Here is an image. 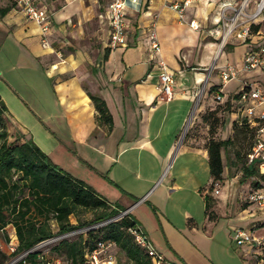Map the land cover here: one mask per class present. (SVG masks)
<instances>
[{
	"label": "crops",
	"instance_id": "1",
	"mask_svg": "<svg viewBox=\"0 0 264 264\" xmlns=\"http://www.w3.org/2000/svg\"><path fill=\"white\" fill-rule=\"evenodd\" d=\"M12 1L11 5L7 0H0V50H5L6 56L11 61L10 71L18 68V62L21 63L18 60L19 56L20 59H24L25 66L29 70H40L45 76V81L40 85L28 71L22 74V76L25 75L23 79L26 80L31 91L29 98L35 109L22 101L16 105L19 112L13 111L19 118L20 113L25 116L26 113L28 114V120L19 124L23 129L20 133L27 139L33 137L32 139L39 146H41L40 143L46 144L41 148L57 164L87 180L111 202L126 208L128 202L121 193L124 189L115 182V176L108 178L112 181L111 184L103 177L104 173L92 164L95 163V152L102 154L107 161L113 163V167L123 158L122 162L125 164L123 168L128 173H131V164L136 159H140L144 164L165 165L169 159L175 160L182 153L197 148H203L202 154L206 155L209 161L206 148L209 138L206 139L207 141L202 139L199 141L197 137L188 135L184 140H179L178 133L186 118L188 122L193 113L195 118L199 116L198 113L195 115V107L201 112L207 106H212L210 110H215L217 107L212 104H219L215 99L208 100L209 96H207L204 104L199 102L196 106L200 90L196 87V81L204 82L213 65L232 63L237 67L242 66L246 48L244 44L235 41L227 45L230 47L229 55H224L226 59L223 62H220V58L224 50L216 59L221 35V31L217 29V23L220 4L223 0H193L186 11L185 22H180L176 12L166 6V0H137L136 3L128 0L126 19L129 45L109 49L105 44L104 63L101 65L103 69L97 73L86 68L82 69L75 57H70L64 62H51L50 58L52 43L64 37L76 18L79 19L84 13L91 12V5H87L85 0H34L51 15V28L47 36L49 44L44 45L41 41L40 27L26 19L17 3ZM109 1L104 0L101 10L97 13L99 21L104 25L107 38ZM192 20L198 23L199 28L191 26ZM153 24L156 26L161 45L159 53L154 52L150 43ZM207 41L212 44V47L214 46L210 55L203 54ZM5 46L8 49H5ZM239 47L243 48L240 53L237 52ZM235 53L238 62L230 60ZM158 59H163L175 75V94L170 101L158 98L159 69L156 64ZM72 70H77L78 73L65 77V73ZM213 73L210 76L211 86ZM2 80L0 78V83L5 88H9L12 92L16 91L12 83L5 78ZM91 95L98 96L106 102L113 119L111 129L107 124L97 120L98 111ZM29 131L33 133L32 136ZM232 131L234 132L233 129ZM35 132L39 135L41 132V135L37 136ZM230 140L232 141L233 138L231 137ZM221 154L224 175L227 148H223ZM113 167L110 168L109 173L113 171ZM139 176L138 172L134 177ZM141 179L148 180L150 184L147 187L151 186L155 180L148 175L142 176ZM139 186H141L140 183ZM131 187L139 189L134 184ZM168 187L165 195L159 194L154 199L151 195L146 200L148 205L139 202L128 206L131 212L137 208L140 209L144 223L151 225L152 233L156 236L152 237L144 230L155 247L172 263L225 264L209 258L202 251L203 242L197 243V241L208 240L209 237L215 238L214 235H208V230H204L207 225L201 227L193 217H189L188 222H184V226H178L163 209L162 197L169 198L173 191L181 188L179 184H172V189L170 185ZM199 192L204 199L206 190L200 189ZM149 193L146 189L140 188L135 195H143L142 197L146 198ZM205 215V222L208 225L218 224V219H211L206 209ZM138 224L142 226L140 222ZM256 225L258 226L259 223H252L250 229ZM185 229H190L193 233H201L203 237H198L196 243L191 242ZM11 238L13 243H18L15 230ZM179 242L184 243L182 250L176 246ZM245 251L246 249L243 248L241 257L232 256L229 264H255L251 256H245L247 252ZM191 254H197L202 258L200 261L193 260Z\"/></svg>",
	"mask_w": 264,
	"mask_h": 264
},
{
	"label": "rangeland",
	"instance_id": "2",
	"mask_svg": "<svg viewBox=\"0 0 264 264\" xmlns=\"http://www.w3.org/2000/svg\"><path fill=\"white\" fill-rule=\"evenodd\" d=\"M7 2L11 5L13 3L12 0H7ZM85 2L87 5L92 6V13L88 11L84 13L81 18H76L74 20V24L70 25L67 29L64 37H60L52 43L50 58L51 62H64L70 57H75L76 60L79 61L82 69L86 68L87 70L89 69L92 72L97 73L103 69L101 65L104 63L103 57L107 41L104 25L99 21L97 16L98 11L101 10L104 0H85ZM215 44H217V42ZM4 48L8 49L6 46ZM229 48L230 47L228 46L224 49L220 62H223L226 59L224 55H229ZM213 49L214 46L212 47V44L207 41L206 47L203 49V54L210 55L212 54L211 50ZM242 50L243 48L239 47L237 52L240 53ZM5 53V50H0V78L1 80L2 78H5L7 81L12 83L16 90L15 92H17L16 94L21 99L19 101L15 92H12L9 88H5L3 84L0 83V94L9 111L6 116L8 120L10 140H14L17 133H20V131L23 132V129L19 126V124L24 123L23 121H27L29 118L27 113L26 116L25 114L20 113V118L17 117L13 111L15 110L19 112L16 105L25 101L32 106L33 109H35L33 102L29 98L31 91L27 86L28 84L26 83V80L23 79L25 75L22 76V74H24L25 71H28V73H30V75H32V77H34L40 85L45 81V76L40 70H29V68L25 66L24 59H20L19 56L18 60L21 63L18 62V68L10 71L9 66L11 61ZM230 60L238 62L236 53L230 57ZM92 68H94V70H92ZM77 73V70H72L67 72V74L65 73V77L74 76ZM15 76H17V78H14ZM206 79L207 77L205 78V81ZM242 80H248L254 84L264 86V71L254 70L250 72H241L238 79L223 82L216 74L215 70L211 82H213L212 84L214 85H220L218 90L222 92L224 100H228L230 94L239 92L242 87ZM205 81H196V87L202 91ZM3 83L5 82L3 81ZM192 84H194V81H192ZM204 95L205 98L202 97L200 101L201 104L206 102L207 96H209L208 100L215 99V91L213 90L211 91L207 89V92ZM197 104L198 103H196V106ZM212 105L214 107H220V110L216 111L218 114H214V116H206L210 113V111H212L210 110L212 106H207V108L203 109L201 112L200 110H197V107H195V115L198 113L199 116L197 118L193 116V119H195L189 120L188 122L187 118L184 120V123L178 133V139L184 140L188 135H191L192 137H197L199 141H201V139L203 141H207L206 139L211 137V123H216L217 125L214 132V137L216 139L220 140L230 139L231 137L233 138L231 144L227 147V156H225V174H222V179L219 180V186H215L214 184L213 191L209 190L212 179L207 156L202 154L203 148H197L195 150H189L182 153L175 160L172 158L169 159L165 165L159 163L144 164L140 159H136L134 163L131 164V173H128L127 171L125 172V169L123 168L125 164L122 162L124 160L123 158L117 161L113 167V163L107 161L102 154L95 152V163L93 162L92 164L104 173V178H113V176H115V182H117L122 189L125 190L124 193V190L121 193L128 202L126 204V208H128V206L130 207V204L132 205L137 203L139 200H142L143 195H135V192H138L140 188H144L147 192H150L149 195L141 201V203L148 205L146 200L150 198L151 195V198L153 199L157 198L159 194L160 196L163 194L165 195V191L169 188L168 185H170V189H172V184H179L181 188L173 191L169 198L162 197L163 209L166 210V213L178 226H184V222H188L189 217H193L195 222L200 224L201 227L202 225H207V227L203 229L206 231L208 230V235H214L215 238L209 237L208 240L211 241H208L207 239L197 241L198 237L202 236L201 233H193L190 229H185L186 234L191 242H203L201 246L202 251L207 254L209 258L215 261H220V263L229 264L231 263L229 261L233 258L232 256L239 255L241 257L243 251V248L238 247L233 239L235 229L240 227L250 230L252 223H264V207L258 206L254 203H247V194L255 187V182L258 181V179L259 181H264V178L261 177L259 171L255 172L250 177H247L244 174V169L248 166L246 154L251 151L252 147L246 137H243V135L239 133L234 134L232 131V121L235 119L237 114H231L229 109H223V106L220 104L215 103ZM191 125H193L192 128ZM29 132L32 136L33 133H31V131ZM35 134L40 136L41 132L40 135L37 132H35ZM40 144L42 147L46 146L44 143ZM112 167L113 171L111 170V173H109V170ZM138 172L140 176L138 178L134 177ZM71 173L73 174V172ZM144 175L155 178L151 186L147 187V185L150 184L148 183V180L141 179ZM139 183L141 186H139ZM133 184L139 189L136 190L131 187ZM216 187L220 190L218 194L214 192ZM200 189H202V191L206 190V192L209 190V195L212 199L210 218L214 220L217 218V225L212 224V226H210L205 222V205L204 199L199 192ZM188 213L190 215H188ZM130 214L137 220V222L141 223L142 227L149 232L152 237L156 236L152 233L153 230L151 229V225H149V223H144L140 209L137 208ZM80 217L84 221L90 220L93 217V211L82 209L80 211ZM71 220L76 223L75 217L72 216ZM50 224L54 230H58L57 223L54 219L50 220ZM13 235L14 229L12 226H9L5 232H0V250H2L5 254L10 253L9 246L6 243L12 239L11 236ZM75 237H77V235H69L66 238L73 239ZM54 243L55 242L50 243L47 247L39 249V251L43 253L45 251L46 254L52 256L54 251L51 247ZM182 245L184 246L183 242L176 243V246L181 250L184 248ZM47 248L48 250H46ZM114 252L117 257L116 264H134L128 260L125 253L119 248L115 247ZM197 254H191V258L196 261L199 259L200 261L202 257ZM184 256H186V253H184ZM9 259V257H6L4 262H8ZM1 262H3V260L0 255V263Z\"/></svg>",
	"mask_w": 264,
	"mask_h": 264
},
{
	"label": "trees",
	"instance_id": "3",
	"mask_svg": "<svg viewBox=\"0 0 264 264\" xmlns=\"http://www.w3.org/2000/svg\"><path fill=\"white\" fill-rule=\"evenodd\" d=\"M219 86L215 84L210 90L216 91ZM91 97L98 111L97 120L111 129L113 119L106 102L98 96ZM221 105L223 109L233 112L230 100ZM218 110L220 107L206 116H214ZM7 113L8 107L0 95V231L5 232L8 226H12L18 240L16 251L5 254L0 250L3 260L0 264H8L16 255L31 249L42 240L111 219L126 209L111 202L87 180L61 167L36 142L27 139L22 133H17L16 138L10 140ZM245 122L246 119L242 124L233 121L234 134H242L252 147L255 131L249 129ZM216 128V123H211V137L206 143L212 177L209 190L212 191L215 182L222 179L224 172L221 150L231 143L230 139H216ZM255 172L257 170L253 166L248 165L244 169L247 177ZM106 180L112 184L110 179ZM209 190L204 199L206 212L211 217L212 199ZM82 209L93 211L92 219L84 221L80 217ZM72 216L76 218V223L72 222ZM51 219L57 223V231L51 226ZM137 224L129 213L104 226L79 233L73 239L61 238L51 247L54 251L52 257L66 264H83L86 248L93 247L98 239L103 238L113 240L116 247L134 264H151L146 251L129 232V228ZM259 226H264V223ZM42 256L51 255L37 250L29 252L24 259L14 264H43ZM6 257L10 258L8 262H4Z\"/></svg>",
	"mask_w": 264,
	"mask_h": 264
},
{
	"label": "built area",
	"instance_id": "4",
	"mask_svg": "<svg viewBox=\"0 0 264 264\" xmlns=\"http://www.w3.org/2000/svg\"><path fill=\"white\" fill-rule=\"evenodd\" d=\"M14 1L20 7L26 18L35 22L40 27L42 42L44 45H48L47 36L50 30L51 15L37 5L34 0ZM133 1L136 3L137 0ZM192 2L193 0H166V6L176 12L180 22H185L186 11ZM128 6V0L109 1L107 9L109 35L106 43L109 49H117L129 45L128 23L126 19ZM190 24L194 28H199L195 20L190 21ZM217 29L221 31V35L216 59H218L220 53L229 43L235 41L244 44L246 47L243 63L241 67H237L232 63H226L220 66L213 65V67L209 69L208 78L203 84L202 91H198L196 100L198 104L207 92V89H210L214 85L211 86L210 84V76L215 70L216 74L223 82L238 79L241 72H250L254 70L264 71V0H223L219 8ZM150 43L154 52L159 53L161 45L154 24L150 32ZM156 64L159 69L158 98L170 101L175 94L174 72L171 71L168 64L163 59H158ZM228 100H230L232 104V113L237 114L235 120L242 124L243 120L246 119L245 123L249 129L255 131L252 149L247 154V164L253 166L257 172L259 171L261 177L264 178V86L254 84L248 80H242V87L239 92L230 94ZM215 101L219 104H223L227 101L224 100L222 92L218 89L215 91ZM193 116L194 113L189 120H192ZM219 185L220 182L217 180L215 186ZM219 191V188L216 187L214 192L218 194ZM144 199L145 197L142 198V200ZM247 203H254L264 207V181H259V179L256 181L255 187L247 194ZM130 212L131 208H127L111 219L42 240L31 249L16 255L8 264H14L24 259L29 252L39 251V249L47 247L50 243L57 242L61 238H66L69 235H78L90 229L104 226L108 222L121 218ZM263 231L264 226L259 225L254 226L250 230L240 227L235 229L233 239L238 247L246 249L247 252L245 251V256H251L255 264H264ZM0 232H4V230ZM129 232L134 237L135 242L146 251L151 259V264H173L155 247L142 226L137 224L129 228ZM6 244H8L10 252L16 251L17 242L13 243L10 239ZM115 247L116 243L111 239H98L93 247L86 248L83 264H116L117 257L114 252ZM48 248L46 250H48ZM42 258L44 260L43 264H62L60 259L52 256H42Z\"/></svg>",
	"mask_w": 264,
	"mask_h": 264
},
{
	"label": "water",
	"instance_id": "5",
	"mask_svg": "<svg viewBox=\"0 0 264 264\" xmlns=\"http://www.w3.org/2000/svg\"><path fill=\"white\" fill-rule=\"evenodd\" d=\"M139 201H141V200H139ZM139 201H138V202H139ZM138 202H137V203H138Z\"/></svg>",
	"mask_w": 264,
	"mask_h": 264
}]
</instances>
